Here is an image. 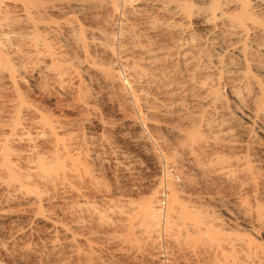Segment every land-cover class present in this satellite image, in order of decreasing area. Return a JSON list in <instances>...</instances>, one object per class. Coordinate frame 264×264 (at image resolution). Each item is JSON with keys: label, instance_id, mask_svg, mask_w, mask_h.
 <instances>
[{"label": "rangeland", "instance_id": "374dc122", "mask_svg": "<svg viewBox=\"0 0 264 264\" xmlns=\"http://www.w3.org/2000/svg\"><path fill=\"white\" fill-rule=\"evenodd\" d=\"M104 2H0V157L18 175L0 165V264H264V14L247 0L260 27L238 36L199 18L144 33Z\"/></svg>", "mask_w": 264, "mask_h": 264}, {"label": "bare ground", "instance_id": "6f19581e", "mask_svg": "<svg viewBox=\"0 0 264 264\" xmlns=\"http://www.w3.org/2000/svg\"><path fill=\"white\" fill-rule=\"evenodd\" d=\"M81 1V0H80ZM117 0H105V2L104 3H110V6H111V9L113 10V12L114 13H116V12H119V9H121V8H128V9H132V12L134 13V14H136L135 16H137L136 17V19H139L140 18V23H141V25H142V28H143V30H145L144 31V33L147 31V32H149V33H153V32H155V31H157V30H159V29H163V30H167V31H170V30H174V28L173 27H175V26H173V24L171 25V23H175V24H182L183 23V21L184 22H186L188 19H191V18H199L200 20H201V22L202 23H215V25H212V30H211V35H214V36H216V35H218L219 34V32L220 31H217V29H218V27L221 29V31H225V29L226 30H228V31H230V33H231V35L232 36H238V34L239 35H241L242 33H244L245 34V32H248L249 30H251L252 32H255V31H257V29L260 27V26H258V25H256V23H255V21H254V19L252 18V16H250V14L249 13H247V11H246V9H247V7L249 6V4H248V2H246L247 0H241L242 1V3H243V12L239 15V16H236V17H232V16H230V15H228L227 13H225V11L224 10H221V11H219L221 8H220V6H219V0H212V2L209 4V6L208 7H199L198 6V8H196L195 10H192V8L190 9V10H192V11H188V9H186V8H184V7H181L180 5L182 4H178V3H180L179 1H178V3H177V0H120V2H116ZM176 1V2H175ZM184 1V0H183ZM187 1V0H186ZM185 1V2H186ZM189 1V0H188ZM255 1V5H256V7L258 8V9H260V12H261V14L263 13L264 14V0H254ZM0 2H2V0H0ZM9 2V1H8ZM21 2V1H20ZM27 2V1H26ZM25 2V3H26ZM28 3V2H27ZM77 3V2H76ZM85 4V3H84ZM25 5H27V4H25ZM25 5H24V7H22V8H24V11L27 13V11L29 10V9H31V8H27V6L25 7ZM78 6H84L83 4H81V3H79L78 2V4H77ZM107 5V4H106ZM183 5V4H182ZM1 7V6H0ZM28 7H30L29 5H28ZM134 7V8H133ZM188 7V6H187ZM26 8L28 9L27 11H26ZM82 8V7H81ZM23 10V9H22ZM29 12V11H28ZM149 12L151 13H153V12H155V13H157L158 15H161L162 17H163V20L165 21H162L161 20V22H164V23H160L161 25L160 26H156L154 23V26H152V22H151V20H153V18L155 17H153L152 19H150V14H149ZM192 12V13H191ZM125 15V14H124ZM123 15V16H124ZM167 15H169L168 16V18H167ZM30 16H31V14H30ZM122 17V16H121ZM28 18V17H27ZM20 19V18H19ZM120 19V18H119ZM143 21H142V20ZM176 20L175 22H172V20ZM124 20V27L126 26L127 28L129 27V26H131L132 25V23H130L131 21H129L128 19H126V18H124L123 19ZM2 21V20H1ZM0 21V28H2L3 27V24H2V22ZM159 21V20H158ZM133 22V21H132ZM3 23H5V21L3 22ZM137 23H139V22H137ZM139 23V24H140ZM11 24V23H10ZM158 24H159V22H158ZM184 24V23H183ZM2 25V26H1ZM8 25V24H7ZM135 25H136V23H135ZM138 25V24H137ZM136 25V26H137ZM9 26V25H8ZM135 26V27H136ZM156 26V27H155ZM138 27V26H137ZM177 27V26H176ZM176 27H175V30H176ZM179 27V26H178ZM177 27V28H178ZM181 27V26H180ZM132 28V27H131ZM140 28H141V26H140ZM141 28V29H142ZM129 29H130V27H129ZM224 29V30H223ZM4 30V29H3ZM133 30V29H132ZM135 30V29H134ZM136 30H139V29H136ZM6 32V31H5ZM10 32V31H9ZM136 32V31H135ZM139 32H141V30H139ZM146 32V33H147ZM226 32V31H225ZM250 32V31H249ZM132 33H134V32H132ZM224 33V32H223ZM3 34V33H2ZM139 34H141V33H139ZM225 34V33H224ZM247 34V33H246ZM11 35V34H10ZM33 35V34H32ZM144 34H142V36H143ZM152 35V34H151ZM163 35V34H162ZM29 36V35H28ZM146 36H147V34H146ZM8 37V36H7ZM34 37V36H33ZM37 37H38V35H37ZM132 37V36H131ZM35 38V37H34ZM138 38H139V36H138ZM145 38H147V37H145ZM5 39V38H4ZM144 39V38H143ZM7 40V39H6ZM5 40V41H6ZM140 40V39H139ZM0 43H2V42H0ZM10 43V42H9ZM135 43V42H134ZM159 44V43H158ZM9 45V44H8ZM143 45V44H142ZM142 45H137V47L138 46H142ZM148 46V45H147ZM180 46H181V44H179V48H180ZM143 47V46H142ZM140 47V49H138V50H140V52H142L143 54H145V56H143L144 58H143V60H144V62H146V63H149V62H153L155 59H156V57H157V60H158V58L159 57H163L164 56V53H165V51H164V53L161 51V52H159V51H155V50H153L152 48H148V47ZM135 48V46L133 47V49ZM161 48V47H160ZM159 48V49H160ZM172 48H174L173 46H172ZM2 50V49H1ZM161 50V49H160ZM167 50V49H166ZM0 52H2V51H0ZM129 52V51H128ZM131 52V51H130ZM129 52V53H130ZM133 52V51H132ZM126 54V53H125ZM142 54V55H143ZM129 55V54H128ZM128 55H127V57H128ZM173 55V54H172ZM5 56V55H4ZM168 56V55H167ZM167 56H166V59H167ZM176 56H179L178 54L177 55H175V57ZM181 56V55H180ZM0 57H2L1 55H0ZM130 57V56H129ZM140 57V56H139ZM165 57V56H164ZM121 58V57H120ZM126 58V57H125ZM133 58V57H132ZM141 58V57H140ZM155 58V59H154ZM178 58V57H177ZM123 59V58H122ZM1 60V59H0ZM126 60V59H125ZM128 60V59H127ZM139 61H141V60H139ZM160 61V60H159ZM124 62V61H123ZM195 62V61H194ZM1 63V62H0ZM139 63V62H138ZM142 63V62H141ZM159 63V62H158ZM137 64V63H136ZM152 64V63H151ZM154 64V63H153ZM10 65V64H9ZM156 65V64H155ZM8 66V65H7ZM13 66V65H12ZM136 66V65H135ZM140 66V65H139ZM138 66V67H139ZM10 67V66H9ZM127 67V66H126ZM141 67V66H140ZM139 67V68H140ZM153 67V66H152ZM156 67V66H155ZM158 67V66H157ZM156 67V68H157ZM13 68V67H12ZM136 68V67H135ZM134 68V69H135ZM159 68V67H158ZM157 68V69H158ZM129 69H130V67H129ZM138 69V68H137ZM195 69V68H194ZM5 70V69H4ZM126 70V69H125ZM128 70V69H127ZM139 70V69H138ZM143 70V69H142ZM131 71V70H130ZM129 71V72H130ZM133 71V70H132ZM136 71V70H135ZM135 71H133V74L135 75L136 73H135ZM138 72V71H137ZM140 72H142L141 71V68H140ZM140 72H138L139 74H140ZM189 73V72H188ZM61 74V73H60ZM132 74V75H133ZM138 74V77L140 76ZM142 74H143V72H142ZM134 75L131 77V80H132V78L134 77ZM146 75V74H145ZM128 76H130V74L128 75ZM59 77V76H58ZM135 77H136V75H135ZM138 77H136L135 79H137L138 80ZM141 77V76H140ZM143 77V76H142ZM129 79V78H128ZM140 79V78H139ZM189 79V78H188ZM134 80V79H133ZM136 81V80H135ZM138 81H140V80H138ZM138 81H136V83L138 82ZM132 82V81H131ZM130 82V83H131ZM133 83V82H132ZM131 83V87H132V84ZM136 83H134L135 85H136ZM142 84V83H141ZM128 87H130L129 86V84H128ZM137 87V86H136ZM143 87V86H142ZM135 88V87H134ZM132 91H133V87H132ZM142 91V90H141ZM130 92V91H129ZM135 92V90L132 92V93H134ZM131 93V92H130ZM131 93V94H132ZM136 93H138L137 92V90H136ZM141 94V93H140ZM170 94H172V93H170ZM169 94V95H170ZM134 95V94H133ZM132 95V96H133ZM164 95H166V94H164ZM131 96V95H130ZM161 96H162V94H161ZM133 97H135V96H133ZM140 97V96H139ZM142 97V96H141ZM149 97V96H148ZM137 99H138V97H137ZM137 99H134L133 98V100H137ZM142 99V98H141ZM162 99V98H161ZM171 99V98H170ZM195 99V98H194ZM146 100V99H145ZM148 100V99H147ZM198 100V99H197ZM200 100V99H199ZM11 101V100H10ZM139 101V100H138ZM169 101V100H168ZM141 102V101H140ZM196 102V101H195ZM136 103V102H135ZM149 103V102H148ZM158 103H159V101H158ZM140 104V103H139ZM143 104V103H142ZM154 104V103H153ZM152 104V105H153ZM149 105V104H148ZM155 105V104H154ZM140 106V105H139ZM150 106V105H149ZM160 106V105H159ZM162 106V105H161ZM138 107V106H137ZM157 107V106H156ZM141 108V107H140ZM143 108V107H142ZM148 108V107H147ZM150 108V107H149ZM160 108V107H159ZM163 109V108H162ZM140 110V109H139ZM149 110H152V109H149ZM155 109H153V111H154ZM160 110V109H159ZM19 114V113H18ZM39 115V114H38ZM18 116H20V114L18 115ZM41 117V116H40ZM38 118V117H37ZM33 119V118H32ZM39 119V118H38ZM49 120V119H48ZM14 121V120H13ZM12 121V122H13ZM34 121V120H33ZM42 121V120H41ZM138 121V120H137ZM137 121H135V122H137ZM7 122V121H6ZM9 122V121H8ZM11 123V122H10ZM18 123V122H17ZM57 123V122H56ZM32 124V123H31ZM38 124V123H37ZM36 124V125H37ZM41 124V127L42 128H44L45 129V127H47L48 129H49V124H50V122L49 123H47V121H43L42 123H40ZM5 125V124H4ZM3 125V126H4ZM7 125V124H6ZM15 125V124H14ZM54 125H55V123H54ZM53 125V126H54ZM133 125V124H132ZM135 125V124H134ZM15 126H17V125H15ZM62 126V125H61ZM60 126V127H61ZM12 127V126H11ZM34 127V126H33ZM15 128H17V127H15ZM52 130H54L53 129V127H50ZM98 128V127H97ZM16 130V129H15ZM23 130V129H22ZM47 131V130H46ZM51 131V130H50ZM44 132V131H43ZM48 132V131H47ZM19 133V132H18ZM23 133V132H22ZM54 133V132H53ZM29 134V133H28ZM46 134H48V133H46ZM18 135V134H17ZM22 135V134H21ZM38 135V134H37ZM45 135V134H44ZM43 135V136H44ZM72 135V134H71ZM70 135V136H71ZM8 136V135H7ZM15 136V135H14ZM20 136V135H19ZM53 136H56V135H53ZM0 137H2V136H0ZM9 137V136H8ZM23 138H24V136H22ZM57 137V136H56ZM4 138V139H3ZM3 138H1L0 139V145L2 146L5 142H7L6 144H9L8 143V141L9 142H11V144L13 143V137L11 136V139L10 138H5V137H3ZM14 138H16V137H14ZM31 138H32V136H31ZM59 138V137H58ZM58 138H56L58 141H59V139ZM62 138V137H61ZM60 138V140H63V139H61ZM70 138H72V136L70 137ZM29 139V138H28ZM20 140V142L22 141V139H19ZM24 141V140H23ZM31 141V140H30ZM66 141V140H65ZM64 140H63V143L65 142ZM69 141H71V140H69ZM76 141V140H75ZM33 142V141H32ZM61 142V141H60ZM28 143H30V142H28ZM74 143H76V142H74ZM19 144V143H18ZM59 144V143H58ZM65 144V143H64ZM66 144H68L67 142H66ZM57 144H55V146H56ZM71 145V144H70ZM0 146V147H1ZM3 146H5V144L3 145ZM28 146V145H27ZM58 146V145H57ZM62 145H60V147H61ZM73 146H75V145H73ZM7 147V146H6ZM12 147V146H11ZM70 147V146H69ZM9 148V147H8ZM8 148H4L5 149V152H7V153H5V152H3V154L4 155H1L2 156V158H1V163H0V165H1V167L3 168V169H5L7 172H9V175L10 176H12V179H13V177H15V176H18V175H15V176H13V174H15V169H14V171H13V169H12V163H11V161H10V159H11V157L10 156H12L11 154H13V153H11L12 151H10V153L11 154H9V150H8ZM33 148V147H32ZM55 148H57V147H55ZM59 148V147H58ZM63 148H64V146H63ZM67 148V147H66ZM31 149V148H30ZM68 149V148H67ZM3 150V149H2ZM36 150V149H35ZM56 150H58V149H56ZM56 150H54V151H56ZM70 150V149H69ZM73 150V149H72ZM24 151V150H23ZM60 151V150H59ZM63 151V150H62ZM71 151V150H70ZM31 152V151H30ZM79 152V151H78ZM18 153V152H17ZM20 153V152H19ZM51 153V152H50ZM49 153V154H50ZM63 152H61V154H62ZM28 154V153H27ZM58 154V153H57ZM56 154V155H57ZM68 154V153H67ZM77 154V153H76ZM81 154V153H80ZM20 155H21V153H20ZM19 155V156H20ZM25 155V154H24ZM53 155H54V153H53ZM69 155L70 154H68V157H69ZM48 156V155H47ZM62 156V155H61ZM60 156V157H61ZM13 157V156H12ZM25 157H26V155H25ZM29 157H30V155H29ZM34 157V156H33ZM38 157V156H37ZM40 157V156H39ZM42 157V156H41ZM66 157V156H65ZM28 158V157H27ZM45 158V157H44ZM44 158H43V160H42V158L41 159H39V158H37L38 160L36 161V164L34 163V165H32L33 164V162H35V160L32 162V164H31V166H34V167H31L32 169H35V171L36 170H38V171H43V172H41L42 174H46V176L48 175L49 176V178H50V173H48L47 174V168L48 169H51V166H50V168L47 166V162H46V159L44 160ZM50 158V157H49ZM55 158H56V156H55ZM67 158V157H66ZM20 159V158H19ZM25 159V158H24ZM23 159V160H24ZM51 159H53V158H51ZM50 159V160H51ZM61 159V160H60ZM60 159H58L59 161H62L63 159L62 158H60ZM69 160H70V158H68ZM72 159H74L73 157L71 158V161H72ZM33 160V159H32ZM50 160H49V162H50ZM55 160V159H54ZM57 160V159H56ZM57 160V161H58ZM75 160V159H74ZM13 161V160H12ZM22 161V160H21ZM25 161V160H24ZM28 161V160H27ZM56 161V162H57ZM59 161H58V164H59ZM64 161V160H63ZM66 161V160H65ZM81 161V160H80ZM29 162V161H28ZM48 162V163H49ZM51 163V165H53L52 164V162H50ZM63 163H66V162H63ZM72 164H73V162H71ZM56 165H57V163H55ZM61 164V163H60ZM60 164H59V166H60ZM75 164V163H74ZM28 165V164H27ZM30 165V164H29ZM28 165V166H29ZM48 165H50V164H48ZM66 165H67V163H66ZM15 166V165H14ZM20 166V165H19ZM24 166V165H23ZM26 166V165H25ZM24 166V167H25ZM59 166H58V168H59ZM72 166V165H71ZM57 167V166H56ZM64 167H65V165H64ZM74 167V165L72 166V168ZM14 168V167H13ZM27 168V167H26ZM29 168V167H28ZM53 168V167H52ZM71 168V169H72ZM79 168V167H78ZM78 168H77V171H80V170H78ZM2 169V170H3ZM31 169V170H32ZM55 169V168H54ZM57 169V168H56ZM55 169V170H56ZM60 169V168H59ZM58 169V170H59ZM62 169V168H61ZM66 169V168H65ZM70 169V170H71ZM27 170H29V169H27ZM54 170V171H55ZM63 170V169H62ZM69 170V171H70ZM76 170V169H75ZM12 171H13V173H12ZM0 172H2V171H0ZM39 172V173H40ZM46 172V173H45ZM48 172H50V170L48 171ZM51 172H53V171H51ZM57 172V171H56ZM55 172V173H56ZM59 172V171H58ZM57 172V173H58ZM60 172H61V170H60ZM59 172V173H60ZM68 172V171H67ZM3 173H4V171H3ZM26 173V172H25ZM30 173V172H29ZM58 173V174H59ZM65 173V172H64ZM70 173V172H69ZM73 173V172H72ZM5 174H7V173H5ZM12 174V175H11ZM28 174V173H27ZM63 174V173H62ZM61 174V175H62ZM67 174V173H66ZM8 175V174H7ZM6 175V176H7ZM8 175V176H9ZM30 175V174H29ZM28 175V176H29ZM32 175V174H31ZM39 175V174H38ZM37 175V173H36V176H38ZM57 175V174H56ZM60 175V174H59ZM68 175V174H67ZM66 175V176H67ZM2 176V175H1ZM5 176V175H4ZM8 176H7V178H6V180L8 179ZM10 176H9V179L11 180V178H10ZM25 176V175H24ZM27 176V177H28ZM42 176V175H41ZM40 176V177H41ZM45 176V175H44ZM44 176H42V177H44ZM33 177V176H32ZM60 177V176H59ZM3 178V177H2ZM1 178V179H2ZM26 178V177H25ZM29 178V177H28ZM47 179H49L48 177H46ZM63 178V177H62ZM61 178V179H62ZM80 178H81V176H80ZM19 179H20V177H19ZM39 179V178H38ZM56 179V178H55ZM66 179V178H65ZM10 180H7V182L9 181L10 182ZM16 180V177H15V179H14V181ZM17 180H18V178H17ZM20 180H27V182H28V179H20ZM58 180V179H57ZM64 180V179H63ZM12 181V180H11ZM50 181V180H49ZM6 182V181H5ZM17 181H15V183H16ZM21 182H24V181H20L19 183H21ZM60 182V181H59ZM14 182L12 181V183H10V184H13ZM18 183V184H19ZM29 184V183H28ZM27 184V185H28ZM48 184V183H47ZM9 185V184H8ZM8 185L6 186V187H8ZM24 186V183L22 184L21 183V186ZM45 185V184H44ZM1 186V185H0ZM20 186V187H21ZM22 186V187H23ZM2 187V186H1ZM19 187V188H20ZM21 187V188H22ZM26 187V186H25ZM30 187V186H29ZM28 188V187H27ZM14 189V188H13ZM31 188H29V190H30ZM10 190V189H9ZM16 190V189H15ZM21 190V189H20ZM28 190V191H29ZM19 191V190H18ZM29 192H31V191H29ZM9 194V193H8ZM4 195V194H3ZM2 195V196H3ZM170 195H171V193H170ZM174 196V195H173ZM170 197V196H169ZM175 197V196H174ZM171 198H172V196H171ZM177 198V197H176ZM169 200V199H168ZM175 200V199H174ZM173 199H172V202H169V203H175V202H173L174 201ZM178 201H179V199H178ZM116 204V203H115ZM91 205V204H90ZM96 205V204H95ZM117 205V204H116ZM172 204H170V206H171ZM177 205H181V204H177ZM176 205V206H177ZM108 206V205H107ZM148 207V206H147ZM168 207H169V205H168ZM167 207V208H168ZM172 207V206H171ZM174 208V207H173ZM185 208V207H184ZM103 209V208H102ZM111 209V208H110ZM146 209L147 208H145V211H146ZM169 210H167V211H169V212H171L170 211V208H168ZM180 209H182V208H180ZM148 211L150 210V209H147ZM174 210V209H173ZM184 210V209H183ZM99 211V210H98ZM110 211V210H109ZM147 211V212H148ZM113 212V211H112ZM184 212V214L187 212L186 210L185 211H183ZM145 213V212H144ZM158 213V212H157ZM147 214V213H146ZM160 214V213H159ZM167 214H169V213H167ZM179 214V213H178ZM148 215H149V213H148ZM157 215V214H156ZM183 214H181L180 216L181 217H183V219H184V217L186 216H182ZM40 217H42L41 215H39ZM98 216H100V214L98 215ZM146 216V215H145ZM159 216V215H158ZM161 216V215H160ZM150 217V216H149ZM167 217V216H166ZM146 218V217H145ZM159 218H161V217H159ZM188 218V217H187ZM186 218V219H187ZM191 219V218H190ZM166 222H168V221H166ZM165 227H167V226H165Z\"/></svg>", "mask_w": 264, "mask_h": 264}]
</instances>
